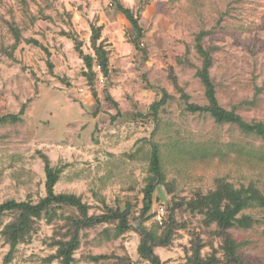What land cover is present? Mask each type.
Instances as JSON below:
<instances>
[{
	"label": "rangeland",
	"instance_id": "1",
	"mask_svg": "<svg viewBox=\"0 0 264 264\" xmlns=\"http://www.w3.org/2000/svg\"><path fill=\"white\" fill-rule=\"evenodd\" d=\"M122 2L143 27L140 48L133 42L136 31L113 0H0V115L18 113L26 104L23 121L0 126V203L37 202L46 195V155L62 168L56 191L81 195L90 214L128 200L139 216L150 154L159 144L167 181L174 186H157L155 217L146 224L152 227L158 214L163 220L172 212L185 227L177 229L171 245L155 252L163 264H184L196 235L204 257L215 253L223 258L217 225H208L205 215L191 212L184 202L214 189L220 177L237 187L256 182L264 189V162L248 154L264 150V138L188 111L183 94L191 102L207 103L196 74L205 60L196 49V36L205 32L220 104L236 107L247 121H264V0ZM93 25L102 26L99 42L109 51L110 75L95 66L91 83L67 33L82 42L85 53L95 55ZM12 26L20 32L16 47ZM163 99L155 111L153 104ZM246 213L262 218L258 208ZM9 220L6 216L0 229ZM131 222L138 226L136 218ZM63 223L41 220L32 240L21 243L8 264H58L45 258L56 251L52 242ZM108 226L81 232L75 264H149L139 255L137 230L115 237L114 231L106 233ZM230 231L241 243L245 264H264L263 222ZM9 249L0 235V264ZM100 254L114 258H90Z\"/></svg>",
	"mask_w": 264,
	"mask_h": 264
},
{
	"label": "trees",
	"instance_id": "2",
	"mask_svg": "<svg viewBox=\"0 0 264 264\" xmlns=\"http://www.w3.org/2000/svg\"><path fill=\"white\" fill-rule=\"evenodd\" d=\"M115 7L130 22L132 28L136 31L133 40L137 48H140L139 39L143 37V27L139 18L134 14L131 8L125 6L122 0H113ZM17 42L20 41V32L12 26ZM102 34V26H92V45L95 55L87 54L82 48V42L72 33L67 35L75 40V46L81 57L85 61L86 75L89 76L91 83L96 79L95 66H99L105 77L110 75L109 51L105 48L103 42H99ZM205 32L196 36V49L205 58L201 67L197 69V76L200 78L205 89L207 103L204 105L191 102L189 96L184 93L186 109L193 113H207L218 124L236 125L243 133L255 135L264 138V121H247L236 107L226 109L223 107L217 96V86L213 81L211 68L213 59L210 56L211 51L205 48L203 38ZM210 56V57H209ZM171 77L176 83L177 77L172 69ZM182 90V88H180ZM106 97L112 99L110 93L106 90ZM97 97V92L94 90ZM167 96V92H165ZM165 96V97H166ZM165 102V99L153 104L152 108L157 111ZM26 104H24L18 113H8L0 115V126L15 124L23 121ZM244 149V147H241ZM248 154L254 155L264 162V150H250ZM46 172V195L39 201L32 200L17 201L8 199L0 203V223L6 216L10 220L0 229V235L5 242L9 244L10 249L4 258V264L10 263L21 243L30 242L38 230V224L41 220L46 219L48 223H61L63 228L60 229L55 237L52 246L56 251L45 258L47 263L58 261V264H75L77 261L76 252L81 246V232L85 229L94 228L102 224H109L106 227V233L114 231V236L119 237L130 229H135L141 236L138 252L140 257L149 264H163L160 256L155 252L158 246H169L173 242L177 229L185 227L180 224L174 216V213L160 221H155L152 227H148L146 222L155 214H151L154 193L158 185H166L169 190H173V182L167 181L162 153L159 144H154L150 154L148 166L149 175L143 188V204L140 208L139 216H135L133 204L126 200L123 205L112 207L105 204L106 210L100 214H90V205L83 201L81 195L75 193L57 192L55 189L58 183L62 168L53 166L48 156L43 155ZM252 157L249 160L252 161ZM187 209L191 212L202 213L208 225L216 224L218 236L222 238L221 248L223 258L215 253L204 257L202 249L204 245L200 238L196 236L192 242V254L188 256L184 264H245L243 257L239 253L241 243L237 242L232 232L233 227L251 228L260 222L264 223V189L256 182L241 185L240 187L229 181L226 177L216 179V186L207 193L196 192L195 196L184 202ZM178 204V203H177ZM179 206L182 204L179 203ZM249 208H258L262 211V218H256L250 213H246ZM71 209L72 212H67ZM138 221V226L134 228L131 218ZM66 227V228H64ZM63 229H66L65 231ZM95 262L114 258L113 255L100 254L90 256ZM131 264V262H129Z\"/></svg>",
	"mask_w": 264,
	"mask_h": 264
},
{
	"label": "built area",
	"instance_id": "3",
	"mask_svg": "<svg viewBox=\"0 0 264 264\" xmlns=\"http://www.w3.org/2000/svg\"><path fill=\"white\" fill-rule=\"evenodd\" d=\"M156 217L159 219L160 222H162V216H161V214H158Z\"/></svg>",
	"mask_w": 264,
	"mask_h": 264
}]
</instances>
